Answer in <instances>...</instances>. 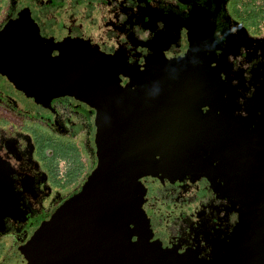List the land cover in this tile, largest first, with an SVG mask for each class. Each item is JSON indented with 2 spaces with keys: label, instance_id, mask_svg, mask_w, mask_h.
<instances>
[{
  "label": "water",
  "instance_id": "water-1",
  "mask_svg": "<svg viewBox=\"0 0 264 264\" xmlns=\"http://www.w3.org/2000/svg\"><path fill=\"white\" fill-rule=\"evenodd\" d=\"M43 35L31 0L0 28V80L39 105L70 96L95 110L96 164L48 217L31 178L0 148V234L30 226L8 264H264V119L244 123L235 88L194 48L179 59L130 62L100 35ZM206 179L223 202L187 210V228L155 236L156 190ZM21 211L15 219L10 213ZM237 218L229 226L227 216ZM200 229V232H196ZM196 232V233H195Z\"/></svg>",
  "mask_w": 264,
  "mask_h": 264
},
{
  "label": "flooded vegetation",
  "instance_id": "flooded-vegetation-1",
  "mask_svg": "<svg viewBox=\"0 0 264 264\" xmlns=\"http://www.w3.org/2000/svg\"><path fill=\"white\" fill-rule=\"evenodd\" d=\"M4 1L1 0L0 28L14 15L16 4V0ZM182 1L31 0V16L43 35L57 31H65L73 37H82L85 32L100 35L105 51L123 49L130 62L149 58L175 60L196 48L202 58L215 66L210 70L222 71L225 79L236 84L237 87L230 90L231 99L239 98L244 123L255 125L256 121L264 119V26L247 27V23L241 21L243 17L240 19L235 14L238 8L233 7L231 0ZM262 1L259 9H264ZM248 16H244L246 20ZM7 95V91L0 88V119L5 121L0 127V148L3 150L7 143L8 149L4 151H9L8 159L31 178L33 190L30 186L27 192L36 196L31 200L32 205L40 208L42 217H48L81 188L96 164L95 110L66 95L43 104L49 114L43 119V125H29L34 130L45 126L51 132L45 131L47 136H41L40 144L46 139L54 142L52 149H43L41 156L42 148L37 146L36 139L8 125V120L14 116L7 105L11 101L14 106L15 102ZM175 184L178 187H163L160 195L168 201L175 197L181 201L198 198L203 206L209 207L206 209L209 212L214 204L215 210L210 213L212 221L224 217L223 211H217L223 202L215 196L211 186L194 195L190 186ZM192 194L194 198L190 197ZM10 214L16 220L22 217L21 211L13 210ZM236 218L237 214L231 212L224 224L229 226ZM150 222L155 236L163 243L181 236L187 228V223L177 218L162 230L157 219ZM8 226L5 233L11 234V254L29 237L30 226L18 228L10 222ZM3 246L0 244L2 250Z\"/></svg>",
  "mask_w": 264,
  "mask_h": 264
},
{
  "label": "rangeland",
  "instance_id": "rangeland-1",
  "mask_svg": "<svg viewBox=\"0 0 264 264\" xmlns=\"http://www.w3.org/2000/svg\"><path fill=\"white\" fill-rule=\"evenodd\" d=\"M4 1V0H2ZM253 1V3L251 2ZM249 3L244 0H231L233 7H236L238 9H235V14L238 15V17L241 19L242 23H247V27L249 26H255V27H263L264 26V9L260 8L259 9V4L260 0H251ZM6 1H4L5 3ZM181 3L183 1L181 0ZM239 5V6H238ZM262 6H264V1L261 3ZM233 9V8H232ZM249 15L247 20L245 15ZM252 33V32H249ZM0 88L4 89L7 91V96L10 97L14 102L15 105L12 106L11 101L10 104L7 105L13 114L14 117H12L10 120H8V125L12 128H14L17 131L21 132H26L29 133L33 139L37 141V146H41V156L44 154L42 151L43 149H52L51 145L54 143L52 139H46L45 141H42V144H40V141L42 140L41 136H47L45 131L49 132L45 126L41 127V129H36L34 130L32 127H29V125H37V124H42L43 125V119H46L48 114V111L45 109V107L39 105L38 103H35L29 99L19 97L16 92L10 88V87H5L4 83L1 82L0 80ZM3 103V102H2ZM6 103V102H5ZM25 122V123H23ZM5 121L0 119V127H3ZM37 123V124H36ZM39 132V133H37ZM62 137V136H61ZM64 138V137H63ZM62 138V139H63ZM37 147V150L39 148ZM40 153H38V158H40ZM37 158V156H36ZM11 234L5 233L3 235H0V244H4V249L0 248V264H8L9 259L12 255L10 254V244H11V239H10Z\"/></svg>",
  "mask_w": 264,
  "mask_h": 264
},
{
  "label": "trees",
  "instance_id": "trees-1",
  "mask_svg": "<svg viewBox=\"0 0 264 264\" xmlns=\"http://www.w3.org/2000/svg\"><path fill=\"white\" fill-rule=\"evenodd\" d=\"M2 7H3V4L1 3V0H0V10L2 9ZM167 185H170L172 187H178L175 183H167L163 187H166ZM163 187L158 188L156 190V198H157L158 203L156 204L155 208L150 209V211H149V214L151 216V220L157 219V221L159 223L158 227L161 230L163 227L168 228V225L173 218L181 219L185 223L187 221V218H188L187 210H190V207H193L196 203L201 202L198 200V198H194V195L200 190L208 189L209 183L206 179H200V181L198 183V187L194 191V195L192 194L193 196H190L194 199L183 200V201H181L179 199L177 200L176 197L171 201L166 200L163 197V195H160L161 193H159V192H161Z\"/></svg>",
  "mask_w": 264,
  "mask_h": 264
}]
</instances>
